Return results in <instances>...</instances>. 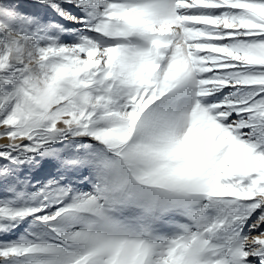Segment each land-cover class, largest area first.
<instances>
[{"label": "snow or ice", "instance_id": "snow-or-ice-1", "mask_svg": "<svg viewBox=\"0 0 264 264\" xmlns=\"http://www.w3.org/2000/svg\"><path fill=\"white\" fill-rule=\"evenodd\" d=\"M0 264H264V0H0Z\"/></svg>", "mask_w": 264, "mask_h": 264}, {"label": "rangeland", "instance_id": "rangeland-1", "mask_svg": "<svg viewBox=\"0 0 264 264\" xmlns=\"http://www.w3.org/2000/svg\"><path fill=\"white\" fill-rule=\"evenodd\" d=\"M23 3L25 4H31L33 2V0H22ZM3 141H0V143H2Z\"/></svg>", "mask_w": 264, "mask_h": 264}]
</instances>
